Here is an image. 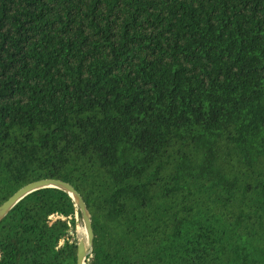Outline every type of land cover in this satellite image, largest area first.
Masks as SVG:
<instances>
[{"label": "trees", "instance_id": "obj_1", "mask_svg": "<svg viewBox=\"0 0 264 264\" xmlns=\"http://www.w3.org/2000/svg\"><path fill=\"white\" fill-rule=\"evenodd\" d=\"M67 183L86 264H264V0H0V205ZM57 189L0 264H76Z\"/></svg>", "mask_w": 264, "mask_h": 264}, {"label": "water", "instance_id": "obj_2", "mask_svg": "<svg viewBox=\"0 0 264 264\" xmlns=\"http://www.w3.org/2000/svg\"><path fill=\"white\" fill-rule=\"evenodd\" d=\"M42 189H57L63 191L74 202V205L80 214V219L85 231V240L77 242L76 264H86V261L91 256L93 250L91 220L87 207L81 196L67 183L59 180L47 179L39 180L22 187L0 205V223L21 200Z\"/></svg>", "mask_w": 264, "mask_h": 264}, {"label": "rangeland", "instance_id": "obj_3", "mask_svg": "<svg viewBox=\"0 0 264 264\" xmlns=\"http://www.w3.org/2000/svg\"><path fill=\"white\" fill-rule=\"evenodd\" d=\"M75 218H76V226H75L74 230L69 231V238L71 240L76 241V242L84 241L85 240V231H84L82 221L77 216H75Z\"/></svg>", "mask_w": 264, "mask_h": 264}, {"label": "built area", "instance_id": "obj_4", "mask_svg": "<svg viewBox=\"0 0 264 264\" xmlns=\"http://www.w3.org/2000/svg\"><path fill=\"white\" fill-rule=\"evenodd\" d=\"M75 216H77V215L75 214Z\"/></svg>", "mask_w": 264, "mask_h": 264}, {"label": "bare ground", "instance_id": "obj_5", "mask_svg": "<svg viewBox=\"0 0 264 264\" xmlns=\"http://www.w3.org/2000/svg\"><path fill=\"white\" fill-rule=\"evenodd\" d=\"M84 237V236H83Z\"/></svg>", "mask_w": 264, "mask_h": 264}]
</instances>
